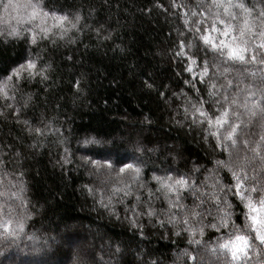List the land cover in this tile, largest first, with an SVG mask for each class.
Returning <instances> with one entry per match:
<instances>
[{"label":"clouds","instance_id":"1","mask_svg":"<svg viewBox=\"0 0 264 264\" xmlns=\"http://www.w3.org/2000/svg\"><path fill=\"white\" fill-rule=\"evenodd\" d=\"M110 3L0 0V264H264V0Z\"/></svg>","mask_w":264,"mask_h":264},{"label":"trees","instance_id":"2","mask_svg":"<svg viewBox=\"0 0 264 264\" xmlns=\"http://www.w3.org/2000/svg\"><path fill=\"white\" fill-rule=\"evenodd\" d=\"M125 9H128V12H125ZM104 13H114L132 22L135 25V27L133 28V32L136 35L137 40L142 44L145 42L146 37H149L152 33L155 32V28L153 27L152 23L147 21L143 17L136 15L135 20H132V14L134 13L132 0H111L109 6H104L102 8V14ZM125 35H127V33H125ZM90 62L104 65V71H95L93 72L91 77L92 88L95 92L96 97L95 99H93V103H96V99L108 98L115 94L108 82V77L119 75L121 63L119 61L112 60L105 62L103 60H97L95 57L90 58ZM105 73H107V75H105ZM70 79L71 77L67 73H65L64 81L66 82ZM72 83H74V81H72ZM64 88L71 90V84L64 83L61 87V92H63ZM39 163L40 166L43 167L45 161L41 160ZM49 186H51L53 189H58V179L51 175L44 174H42L40 177H37V187L42 194H51L48 191ZM66 194L70 200L72 193L67 192Z\"/></svg>","mask_w":264,"mask_h":264}]
</instances>
